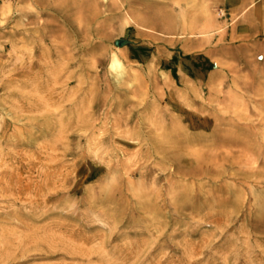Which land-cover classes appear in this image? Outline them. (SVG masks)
<instances>
[{
  "label": "rangeland",
  "instance_id": "obj_1",
  "mask_svg": "<svg viewBox=\"0 0 264 264\" xmlns=\"http://www.w3.org/2000/svg\"><path fill=\"white\" fill-rule=\"evenodd\" d=\"M233 27L204 0H0V264H264V50Z\"/></svg>",
  "mask_w": 264,
  "mask_h": 264
},
{
  "label": "crops",
  "instance_id": "obj_2",
  "mask_svg": "<svg viewBox=\"0 0 264 264\" xmlns=\"http://www.w3.org/2000/svg\"><path fill=\"white\" fill-rule=\"evenodd\" d=\"M204 1L220 5L233 19L228 41H241L246 50H264V0Z\"/></svg>",
  "mask_w": 264,
  "mask_h": 264
},
{
  "label": "bare ground",
  "instance_id": "obj_3",
  "mask_svg": "<svg viewBox=\"0 0 264 264\" xmlns=\"http://www.w3.org/2000/svg\"><path fill=\"white\" fill-rule=\"evenodd\" d=\"M111 68H112V71L115 70V72L117 74L116 76L119 79H121V77L124 76V74L126 73L125 67L123 66L122 62L117 57H114V59L112 61V64H111ZM180 198H181V196H179V195L176 196L177 200L180 199ZM79 236L80 235L77 234V233H71L68 236H64L63 238L62 237H54V236H51V235H44V236H40V237L39 236H37V237L35 236L33 238V241L35 242V245H33V246H31V247H29L27 249H24L22 251L23 257L28 256V254L31 251H37L38 253H36L35 255H39L40 254L43 257H47V258L48 257L57 256V255H62V256H65V257H68V255L75 256V255H77L80 252H84L83 249L75 246L71 242L74 239L78 238ZM210 257H211V255H210Z\"/></svg>",
  "mask_w": 264,
  "mask_h": 264
},
{
  "label": "water",
  "instance_id": "obj_4",
  "mask_svg": "<svg viewBox=\"0 0 264 264\" xmlns=\"http://www.w3.org/2000/svg\"><path fill=\"white\" fill-rule=\"evenodd\" d=\"M124 43H125V41L121 40V39L116 41V44L119 45V46L123 45Z\"/></svg>",
  "mask_w": 264,
  "mask_h": 264
}]
</instances>
